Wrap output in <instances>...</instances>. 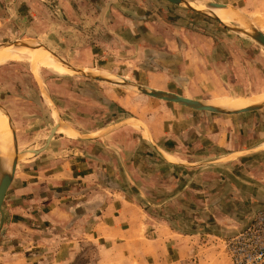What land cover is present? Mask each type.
Returning <instances> with one entry per match:
<instances>
[{
  "label": "rangeland",
  "instance_id": "rangeland-1",
  "mask_svg": "<svg viewBox=\"0 0 264 264\" xmlns=\"http://www.w3.org/2000/svg\"><path fill=\"white\" fill-rule=\"evenodd\" d=\"M191 1L204 9L211 8L207 3L228 5L215 9L235 12L241 20L227 27L208 12L168 0H0V45L21 42L55 62L93 72H70L65 66L66 74L34 71L18 62L0 66V113L11 132L10 140L0 125L3 147L10 146L0 172L20 154L16 181L3 206L0 264H161L152 252L163 256L162 246L177 243L174 229L201 233L199 225L216 213L242 219L244 214L228 211L240 206L224 203L228 189L202 199L188 196L190 186L184 197L178 194V178L162 174L165 160L190 153L186 166L205 169L188 172L226 177L232 158L214 160L195 148L176 152L174 147L178 140L185 143L178 130L189 114L213 125L229 115L196 111L87 75L120 77L212 105L264 104V47L236 30L254 27L264 33V0ZM239 118L250 123L249 142L258 147L233 158L234 172H264V146H259L264 109ZM56 125L51 140L56 147L43 148ZM130 125L148 131L149 138L141 129L124 131ZM163 134L176 140L163 141ZM222 183L227 182L222 178ZM113 204L119 207L106 218L119 219L115 229L109 220L104 225L103 215ZM240 230L216 221L214 229H205L214 232L209 263L232 264L227 243ZM152 238L165 242L152 245ZM176 259L168 257L170 264L184 263Z\"/></svg>",
  "mask_w": 264,
  "mask_h": 264
},
{
  "label": "crops",
  "instance_id": "crops-1",
  "mask_svg": "<svg viewBox=\"0 0 264 264\" xmlns=\"http://www.w3.org/2000/svg\"><path fill=\"white\" fill-rule=\"evenodd\" d=\"M244 115L247 114H239L236 116H230V118H221V119H214V125L213 124H205L202 122V118L198 120H195L198 115L195 114H189L188 117H185L186 120L184 123L185 126H182L181 129L178 130L179 137H184L185 145L181 144V141L177 143L178 147L176 148V152L178 150H183V152H189V150L195 148V153L206 155L208 154L210 159H217V158H226L232 160H227L229 163L230 161L232 165H230V168L227 166L226 170V177L224 176H218V175H207L203 173H198L197 171H202V169L205 168H192L187 165V157L189 156L188 153H179L178 155L181 156L183 159L178 160H165L167 169L162 173L164 174V177H170L175 176L178 178V194L187 196L188 187L194 186V189H192V194H189L188 196L194 195V197L198 198H211L214 196L215 191H220V194L224 192V190L228 189V192H226V196L224 197V203L226 206H240L238 209L234 208L228 209L230 212L234 213H242L244 214L242 216V219H236L231 216H220L219 213H216V215L212 214L210 216V221L205 222L203 225H199L201 227V233L197 234H186L182 233L181 231H176L178 234V240L175 245H171V248L167 249L166 246H162V254L163 256H159L155 252H152V258L157 263L162 262L161 264H167L171 263L168 261V257L171 258V261L173 258L176 259L175 255L178 254L179 257H177L176 260H180V262H184L183 264H212L209 263L210 260L208 259V256H211L210 254H214V250H211L210 245L214 246L212 243L214 241V232L206 233L205 229L213 227L214 229V221L216 223H222L228 228H240L243 229L253 218V216L259 212L260 210L264 209V172L262 171H255L252 174H248L247 170L244 169V171L236 173L235 170V163L233 158L237 157H245L248 151L251 149H255L258 146H251L250 141V123L245 124V120L243 118ZM195 116V117H194ZM207 119V118H206ZM209 120V119H208ZM187 125V126H186ZM143 133V136L145 138H149V133L146 130H143L142 128H137L136 126L130 125L128 126L124 131H130V130H140ZM150 129V127H149ZM63 132H66L65 130H62ZM68 131V130H67ZM69 132V131H68ZM150 136L151 139H155L154 132L150 129ZM123 133V131H122ZM264 133V132H263ZM118 131L113 133V136H117ZM147 134V136H146ZM249 134V135H248ZM248 135V139H244L245 136ZM69 138V137H68ZM163 141L171 140L174 142L176 140V137H174V140L171 137H166L165 134H163ZM178 138V136H177ZM75 139V138H72ZM144 139V138H143ZM161 139V138H160ZM56 141V140H55ZM249 142V144H247ZM55 143V144H54ZM51 147H56L57 141L54 142ZM174 144V143H173ZM258 144V143H257ZM260 147L264 146V143L259 144ZM156 149V146H155ZM157 152L160 153V149H156ZM162 150V149H161ZM164 152V151H163ZM175 152V153H176ZM177 154V153H176ZM170 155V153H169ZM167 154V156H169ZM172 156L175 157L174 153H171ZM198 155V156H201ZM194 156V155H193ZM165 157V156H164ZM196 157V156H195ZM202 158V157H201ZM167 159V158H165ZM186 160V161H185ZM243 162V160H242ZM197 163V161H196ZM196 163L194 165H196ZM217 165V164H215ZM244 167V166H243ZM179 169V170H177ZM191 169H197L195 172H188L192 171ZM174 171H177L178 173H175ZM197 172V173H196ZM177 174V175H176ZM20 177V176H19ZM216 179H213V178ZM222 178L227 183H222V185L219 186L220 181H222ZM18 181V180H17ZM210 181L215 182V185L210 184ZM195 183V185L193 184ZM256 187V188H252ZM252 189V190H251ZM114 192H119L115 190ZM11 195V194H10ZM123 200V198H122ZM208 200V199H207ZM206 200V201H207ZM120 204L123 202L118 201ZM115 202L116 204L118 203ZM201 200V204H204ZM214 202H212L210 205H212ZM108 205L106 209H104L103 215H105L104 218V225H107V220L112 222V224L115 226V228L118 227L117 222L119 219L114 217L106 218V215L110 214L111 210L114 208L116 209L118 205ZM214 205V204H213ZM119 207V206H118ZM223 214V213H222ZM246 214V215H245ZM122 218V217H121ZM215 218V219H214ZM244 218V219H243ZM169 228H172L170 224L166 223ZM123 227V226H121ZM172 230V229H171ZM195 237L194 241L192 240ZM208 237V238H207ZM210 238V239H209ZM148 242L152 243V245H162L165 241L161 242L160 239H150ZM166 245H168L166 243ZM170 247V246H168ZM176 247V250L174 248ZM173 249V250H172ZM174 251V252H173ZM173 253L170 255V253ZM174 255V256H173ZM161 257V258H160ZM167 261H165V259ZM194 259V261L192 260ZM212 262V261H211Z\"/></svg>",
  "mask_w": 264,
  "mask_h": 264
},
{
  "label": "water",
  "instance_id": "water-1",
  "mask_svg": "<svg viewBox=\"0 0 264 264\" xmlns=\"http://www.w3.org/2000/svg\"><path fill=\"white\" fill-rule=\"evenodd\" d=\"M169 2L176 4V5H184L187 7H191L193 9H196L195 7H193L190 2H194L191 0H168ZM207 5L211 8H217V7H223L226 5L223 4H216V3H207ZM228 6V5H227ZM198 10V9H197ZM203 12H208L211 15L214 16V14H212L210 11H208L207 9L205 10H200ZM214 18L216 20H218L219 22H221L217 17L214 16ZM223 25L229 27L230 24H224L223 22H221ZM237 31L243 32L248 34L251 38H253L255 41H257L259 44H261L264 47V33H262L261 31L257 30L256 28L252 27L250 29H241V28H236ZM16 44H20L23 46H28L27 44L18 42ZM30 48H35V47H30ZM43 49H45L44 47H42ZM53 55V54H52ZM55 56V55H53ZM56 57V56H55ZM62 65H64L67 69L70 70V72H75V73H93L86 70H78L76 68H72L69 65H66L64 63H62ZM90 78L96 80V81H100V82H105L108 84H112V85H117L120 87H130L133 86L134 88H136L138 91H140L141 93H143L146 96H149L151 98H155L158 100H162L165 102H169V103H175L178 105H181L183 107H187L196 111H200V112H210V113H215V114H222V115H229V116H236L239 114H247L250 112H254V111H258V110H262L264 109V104L261 103L256 107H249V108H244L242 110H226L220 107H216V106H212L209 105L207 103L189 98V97H185L176 93H172V92H167V91H162V90H156V89H152V88H147V87H143L140 85H135L132 84L129 81H126L123 78L120 77H101V76H97L94 74H87ZM59 128V125H56L52 130H51V135L49 137V141L46 143V145L43 148H48L51 145V140L52 138L55 137V134L57 132ZM42 148V149H43ZM19 153H16V156L13 158V160L10 163V166L8 168V170H6L3 173V181H2V190L0 193V216H1V225H0V231L2 230L3 226H4V222H5V215L3 212V206L5 204V202L7 201L8 197L11 194L12 188L14 186V183L16 181V175L18 172V165H19Z\"/></svg>",
  "mask_w": 264,
  "mask_h": 264
},
{
  "label": "bare ground",
  "instance_id": "bare-ground-1",
  "mask_svg": "<svg viewBox=\"0 0 264 264\" xmlns=\"http://www.w3.org/2000/svg\"><path fill=\"white\" fill-rule=\"evenodd\" d=\"M190 4L198 10H205L202 6H200L196 2H190ZM217 8L218 9L219 8H227V6L217 7ZM206 9L208 11H210L212 14H214V16L217 17L224 24H231L234 21L236 22V20L239 23V21L241 20L240 15H238L237 13L232 12V11L217 10L215 8L214 9L213 8H210V9L206 8ZM239 18H240V20H239ZM242 21H243V19H242ZM237 22H236V24H237ZM16 43H18V42L6 43V44L0 45V66L8 64L10 62L28 63L30 66H32L34 71H38L41 68H46L49 71H52V72L57 73V74H63V73L66 74L67 73L65 67H63L64 65H62L58 61V59L55 58V56L52 55L55 58L56 62L52 59V57L50 55L44 54V53H42V51L37 50L38 48H30L28 46H23V45L16 44ZM35 50H37V51H35ZM212 104L213 103H211L209 105H212ZM214 104H216L218 106H216V105H212V106H216V107H220V108H223L226 110L234 111V110H242L244 108H249V107H256L260 103L254 105V106H250L253 103L250 104L249 102H244V103L228 102L227 104L214 102ZM0 125L6 131L9 139L11 140V132H10V126H9L8 120L1 113H0ZM3 136H4L3 131L0 129V168L1 169L3 168L4 159L7 157V155L10 152V150H9L10 146L9 147L5 146V148L3 147V142H5L4 141L5 138ZM9 158H10V156H9ZM5 160L7 161L8 159H5ZM2 181H3V172L1 170V172H0V193L2 190Z\"/></svg>",
  "mask_w": 264,
  "mask_h": 264
},
{
  "label": "built area",
  "instance_id": "built-area-1",
  "mask_svg": "<svg viewBox=\"0 0 264 264\" xmlns=\"http://www.w3.org/2000/svg\"><path fill=\"white\" fill-rule=\"evenodd\" d=\"M227 250L232 264H264V209L229 239Z\"/></svg>",
  "mask_w": 264,
  "mask_h": 264
}]
</instances>
